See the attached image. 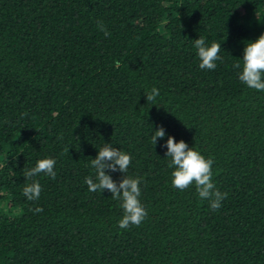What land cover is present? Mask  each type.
<instances>
[{
	"label": "trees",
	"instance_id": "16d2710c",
	"mask_svg": "<svg viewBox=\"0 0 264 264\" xmlns=\"http://www.w3.org/2000/svg\"><path fill=\"white\" fill-rule=\"evenodd\" d=\"M261 33L264 0H0V264H264V92L234 67ZM199 37L221 44L215 70ZM168 136L213 159L219 210L172 186ZM105 144L132 157L139 226L84 182ZM43 158L56 178L29 201Z\"/></svg>",
	"mask_w": 264,
	"mask_h": 264
},
{
	"label": "clouds",
	"instance_id": "9594fccd",
	"mask_svg": "<svg viewBox=\"0 0 264 264\" xmlns=\"http://www.w3.org/2000/svg\"><path fill=\"white\" fill-rule=\"evenodd\" d=\"M97 27L105 36L111 34L103 26L102 22H98ZM196 55L199 60V68L201 70H215L216 61L221 57L218 55L221 50V44L212 42L206 44L204 37L194 40ZM118 65V62H117ZM235 68L241 69L238 73L239 80L248 88L264 92V33H261L254 41H248L244 44L242 65L237 63ZM159 90L155 87L151 89L145 97L146 101L155 104ZM166 135L164 128L161 126L154 131L152 143H157V138H163ZM167 149L165 156L170 157L169 168L174 169L171 172V184L174 188L184 190L191 185H195L196 192L202 200H208L210 208L219 210L221 202L227 198V193H222L216 189L212 182L214 164L213 159H206L198 151L189 147L183 140L176 142L173 137L168 136L166 144ZM132 157L114 148L109 144H105L98 152L94 159L90 160V166L95 170V181L92 176L85 178V184L88 186L89 192L108 190L114 200L120 201V207L123 215L118 221L121 229H126L130 225L139 226L147 217V211L141 204L139 199L141 195L139 178L126 176ZM56 160L52 158H43L36 161L31 169L24 170V177L31 180L23 188V195L29 201H36L41 194V185L33 177L44 173L48 177L55 179L56 172L54 167ZM106 170L110 172L119 171L123 173L122 179L117 183L110 175L106 174ZM34 212H42L43 209L37 207L32 209Z\"/></svg>",
	"mask_w": 264,
	"mask_h": 264
}]
</instances>
